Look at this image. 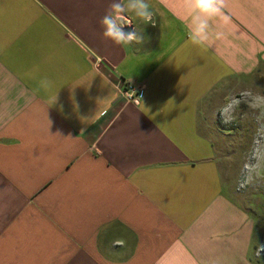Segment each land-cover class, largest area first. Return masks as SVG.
Listing matches in <instances>:
<instances>
[{"label":"crops","instance_id":"crops-1","mask_svg":"<svg viewBox=\"0 0 264 264\" xmlns=\"http://www.w3.org/2000/svg\"><path fill=\"white\" fill-rule=\"evenodd\" d=\"M111 2L0 0V264H264L226 164L246 112L214 115L264 94V0H226L203 47L184 0H149L155 26L128 13L145 40L116 45Z\"/></svg>","mask_w":264,"mask_h":264},{"label":"clouds","instance_id":"clouds-1","mask_svg":"<svg viewBox=\"0 0 264 264\" xmlns=\"http://www.w3.org/2000/svg\"><path fill=\"white\" fill-rule=\"evenodd\" d=\"M184 4L186 12L184 20L191 44L203 47L210 45L213 37L222 38V33L213 32L212 21L223 16L226 0H184ZM128 13H132L137 20L146 25L155 26V13L149 0H112L100 20L103 28L102 36L122 47L142 44L145 40L142 31H138L137 28L128 32L124 30L125 25L133 23L128 18ZM38 70V67H35L26 75L31 77ZM39 87L45 91L50 90L53 82L47 78L41 79ZM241 105L258 111L257 120L260 122L253 136L251 150L243 165V177L240 181V187L243 188L264 172V94L251 88L229 94L214 115L219 114L224 123H231Z\"/></svg>","mask_w":264,"mask_h":264},{"label":"rangeland","instance_id":"rangeland-1","mask_svg":"<svg viewBox=\"0 0 264 264\" xmlns=\"http://www.w3.org/2000/svg\"><path fill=\"white\" fill-rule=\"evenodd\" d=\"M246 114L243 117H237V123L232 128L234 131L233 139H241L243 142L235 144L233 143V149L236 145L242 147V151L234 152L233 158L230 161L227 160V170L228 166L231 167V170H240V179L237 181V188L238 191L245 195L248 199V204L251 211H255L260 215V218H263L264 222V172H261L260 176L255 178L252 183L248 184L247 186L241 188L240 181L243 177V165L246 162L248 154L252 147V140L253 136L256 132V129L259 127L260 122L257 120V116L259 115L258 111L249 109L246 105H241L240 109ZM241 156V157H237ZM221 163V159L219 160ZM224 161V160H222ZM231 163V165H230ZM223 164V162H222ZM222 170H224V166L222 165ZM264 228V223H263Z\"/></svg>","mask_w":264,"mask_h":264},{"label":"built area","instance_id":"built-area-1","mask_svg":"<svg viewBox=\"0 0 264 264\" xmlns=\"http://www.w3.org/2000/svg\"><path fill=\"white\" fill-rule=\"evenodd\" d=\"M100 63H101V60H97V64H100ZM122 94L126 95L128 100L138 103L140 101V98L143 96V91L141 90L139 92H134L133 90L125 89L124 91H122Z\"/></svg>","mask_w":264,"mask_h":264},{"label":"water","instance_id":"water-1","mask_svg":"<svg viewBox=\"0 0 264 264\" xmlns=\"http://www.w3.org/2000/svg\"><path fill=\"white\" fill-rule=\"evenodd\" d=\"M124 30H125L126 32L131 31V30H130L129 28H127V27H126Z\"/></svg>","mask_w":264,"mask_h":264}]
</instances>
